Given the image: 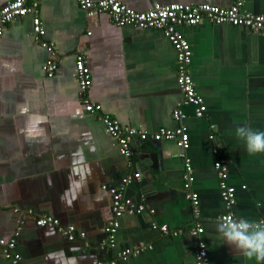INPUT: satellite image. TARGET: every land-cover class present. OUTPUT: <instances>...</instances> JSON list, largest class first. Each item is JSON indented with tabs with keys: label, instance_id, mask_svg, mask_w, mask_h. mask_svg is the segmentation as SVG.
Returning a JSON list of instances; mask_svg holds the SVG:
<instances>
[{
	"label": "crops",
	"instance_id": "1",
	"mask_svg": "<svg viewBox=\"0 0 264 264\" xmlns=\"http://www.w3.org/2000/svg\"><path fill=\"white\" fill-rule=\"evenodd\" d=\"M11 0H0V6ZM142 12L152 4H209L231 0H118ZM243 11L264 13V0H244ZM44 35L36 37L32 17L15 18L0 38V238L16 237L18 264H194L197 241L209 264L245 262L216 239L225 213L213 167L227 166L235 189L234 217L264 220V153L251 155L235 129L264 131V32L203 22L179 32L190 45V73L206 107L202 117L182 102L175 80V53L159 30L116 26L106 14L88 17L76 0H39ZM46 42L51 51L41 46ZM82 54L91 84L81 93L75 57ZM55 61L51 77L42 70ZM84 100L99 105L122 126L155 132L175 129L179 104L189 136V190L175 141L133 145L129 158ZM139 173L122 192L139 213H124L113 247L105 228L112 218L106 187ZM244 187V188H242ZM49 216L84 237L68 240L54 227H38ZM167 226V233L160 228ZM197 227H202L198 235ZM175 232V235L174 233ZM142 245L122 260L121 250ZM0 264H11L0 256Z\"/></svg>",
	"mask_w": 264,
	"mask_h": 264
},
{
	"label": "built area",
	"instance_id": "2",
	"mask_svg": "<svg viewBox=\"0 0 264 264\" xmlns=\"http://www.w3.org/2000/svg\"><path fill=\"white\" fill-rule=\"evenodd\" d=\"M76 2L88 17L95 14H106L116 26L130 25L140 29L161 31L170 42L175 53V80L182 93V102L180 104L191 105L194 108V115L197 118L204 115L206 107L203 99L198 95L195 89L190 73V45L179 32V28L184 26H196L203 22H209L215 25L242 27L252 33L264 32V13L251 14L244 12V0H231V5L228 8H221L209 4L189 5L171 3L160 5L154 3L148 10L142 12L134 11L118 0H76ZM28 15L32 17L34 35L38 38L42 37L44 35V30L39 18V0H11L0 6V38L8 23L15 18ZM41 46L51 51V48L46 42H42ZM74 64L77 85L81 93H85L91 84V76L87 61L82 54H77ZM55 69V61L51 60L44 65L42 70L48 77H51ZM83 103L84 111L94 115L97 120L102 123L107 134L117 142L120 155L125 158L131 156L133 145H138L143 142L175 141L179 149L178 156L183 160L182 180L186 191V197L190 199L192 208L196 211L198 205L197 194L189 190L192 180V165L190 159L186 155V151L189 148V136L186 127L182 123L184 114L180 110L179 104L172 113L174 120L178 122L175 129L160 127L155 132H148L142 129L122 126L113 117L101 113L99 105L89 103L87 100H84ZM213 167L217 174L220 196L225 208V213L218 218L219 221L226 215L233 216L231 210L235 203V189L228 182L227 166L223 162L217 160L214 162ZM138 178L139 173H135L122 178L118 187L102 186L111 196L112 218L105 228L107 236L106 245L108 247H113L115 244V236L119 228V219L121 216L127 212L139 213L143 210V207L140 205L132 206L130 200L125 198L122 192L123 188ZM35 225L38 227H54L68 240H73L75 237H84V233H77L73 226H60L58 220L49 216L36 218ZM160 229L164 233H167L166 225L161 226ZM201 232L202 228L197 227L194 233L199 235ZM173 233L175 235V232ZM16 237L17 235L14 234L11 238H0V256L9 260L11 264H18L20 261L19 255L13 251L16 246ZM144 248V246L139 245L138 247L121 250L119 257L122 260H126L128 257L137 256ZM116 263V260H111L106 264ZM194 264H209L206 247L201 241H197L196 243Z\"/></svg>",
	"mask_w": 264,
	"mask_h": 264
},
{
	"label": "clouds",
	"instance_id": "3",
	"mask_svg": "<svg viewBox=\"0 0 264 264\" xmlns=\"http://www.w3.org/2000/svg\"><path fill=\"white\" fill-rule=\"evenodd\" d=\"M235 136L247 153H264V131L244 125L235 129ZM215 232L220 244L231 247L245 262L264 264V221L226 215L216 223Z\"/></svg>",
	"mask_w": 264,
	"mask_h": 264
},
{
	"label": "bare ground",
	"instance_id": "4",
	"mask_svg": "<svg viewBox=\"0 0 264 264\" xmlns=\"http://www.w3.org/2000/svg\"><path fill=\"white\" fill-rule=\"evenodd\" d=\"M194 111V110H193ZM184 125V124H183ZM186 127V126H185ZM187 129V128H186ZM198 198V197H197ZM202 228V227H201ZM200 236V235H199ZM196 246V245H195ZM145 249V248H144ZM143 251V250H142Z\"/></svg>",
	"mask_w": 264,
	"mask_h": 264
}]
</instances>
